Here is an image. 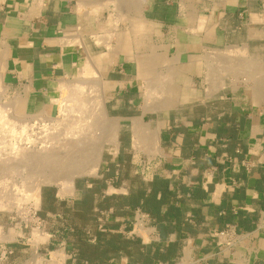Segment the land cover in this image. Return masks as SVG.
Instances as JSON below:
<instances>
[{"label":"crops","instance_id":"0c3cea01","mask_svg":"<svg viewBox=\"0 0 264 264\" xmlns=\"http://www.w3.org/2000/svg\"><path fill=\"white\" fill-rule=\"evenodd\" d=\"M119 1L130 17L120 24L129 30L124 48L139 47L146 55L155 51L162 54V63L187 65L183 81L187 79L189 103L204 110L160 128L159 159L162 168H170L158 175L169 180L162 212L173 209L168 221L175 225L180 215L188 231L176 229L162 237L156 219L157 232L143 242V248L154 251L148 264H264V88L260 95L251 87L214 92L205 62H197L208 52L240 47L254 53L252 57L264 54V0ZM116 9L114 0H0V72L24 113L46 111L53 116L61 79L75 76L87 54L96 60L102 77L114 82L113 97L133 90L143 96L137 61L125 53L105 56V44H100V36L114 28L112 19L121 11ZM134 18L141 21L135 24ZM133 33L138 36L133 38ZM77 39L81 45L73 44ZM127 65L134 66V73ZM202 65L206 69L198 74L208 89L197 92L196 70ZM117 66L119 74L111 76ZM218 97L231 107L216 106L213 98ZM230 98L236 99L232 103ZM133 111L143 114L142 105ZM133 117L141 116L130 115L131 124ZM161 197L157 193V199ZM125 217L116 226H123ZM171 245L177 246L173 253L168 252ZM111 261L145 264L125 252Z\"/></svg>","mask_w":264,"mask_h":264},{"label":"bare ground","instance_id":"6f19581e","mask_svg":"<svg viewBox=\"0 0 264 264\" xmlns=\"http://www.w3.org/2000/svg\"><path fill=\"white\" fill-rule=\"evenodd\" d=\"M114 3L117 9L121 8L119 12L116 9L117 16L112 19L114 28L104 32L105 35H99L100 44H105L107 50L105 56L125 53L134 58L139 65L138 76L145 82V110L169 108L173 98L175 101L173 96L178 88L177 76L180 71L184 72L183 67L162 63V54L155 51L146 55L140 52L139 47L124 48L123 37L129 30L120 24L130 17L127 18L122 10V1L114 0ZM132 21L139 22L141 19L134 18ZM143 22L147 21L143 18ZM132 35L133 38L138 36L137 33ZM79 40H72L73 44H80ZM89 55H86L84 64L75 76L61 79L59 96L53 100L59 108V114L55 117L46 111L24 114L17 97L5 101L9 91L0 72V212H16L25 220L28 219L41 206L44 184L56 183L60 196L70 195L75 189L76 176L96 174L104 153L119 148L121 118L108 114L105 90L110 87L102 77L96 60ZM252 56L248 55L245 47H240L208 52L199 57L197 62H205L213 91L223 87L229 80L232 85L248 83L253 92L260 95L264 88V63ZM33 120L38 122L32 124ZM131 128L135 145L153 153L159 152L158 129H153L143 117L132 118ZM4 228L0 223V242L13 234L12 230L6 232ZM33 233L35 244L48 238L47 233L38 229ZM142 233L146 235L143 229ZM57 254L53 257H59ZM36 264H43V258H39Z\"/></svg>","mask_w":264,"mask_h":264},{"label":"rangeland","instance_id":"374dc122","mask_svg":"<svg viewBox=\"0 0 264 264\" xmlns=\"http://www.w3.org/2000/svg\"><path fill=\"white\" fill-rule=\"evenodd\" d=\"M147 24L143 22V25ZM248 55L251 54L248 53ZM257 59L264 63V54L261 53ZM177 66L183 67L184 72L178 73V88L173 96L175 104L172 103L169 108L145 110V82L142 97H139L137 90H133L125 97H113L110 93L115 84L104 79L110 87L105 90L108 114L111 117L121 118L119 148L104 153L96 174L76 176L75 189L70 195L60 196L59 186L56 183L44 184L41 206L28 219L25 220L16 212L1 211L0 223L5 227L6 232L12 230L13 234L9 235L8 239L11 236L9 240L0 242V264H25V262L33 264L32 261L36 264L41 257L43 264H113L111 259L120 252H125L134 261L143 263L148 260L149 256L154 257L153 249L143 248V242H148L153 238L156 231V218L139 207L132 208L126 205L125 201L126 198L132 199L139 195L142 190L149 187V183L155 176L161 175L163 170L170 168L166 167V164L162 168L159 159L161 147H159V152L153 153L135 145L129 117L130 115L141 116L146 123L151 124V127L153 129L155 127L159 132L160 128L168 123H180L193 114H203V106L198 103H189L191 97L189 96L190 91L187 90V79L183 81L185 75L183 73L187 72V67ZM127 67L131 73H134L133 65H127ZM205 67L202 65L201 69L196 70L195 88L197 92L207 88L203 75L198 74L199 70L203 71ZM120 70V66H117L111 76L118 75ZM179 76L180 81H178ZM207 83H211L208 77ZM232 84L227 80L221 88L230 91L236 87L238 89L251 87L243 82H239L238 85ZM58 96L59 90L57 91ZM10 98L12 97L8 93L5 101ZM235 99L230 98L229 100L233 103ZM213 103L216 106L231 107L230 101L219 97L213 98ZM141 105L143 114L133 111L139 110ZM58 112L59 108L53 117L57 116ZM36 122L38 121H31L32 124ZM125 205L128 209H124ZM123 215L126 216V223L123 226H116ZM35 229L47 233L48 238L35 244L33 238ZM142 229L147 236H144ZM176 248L177 246H174L171 252H175ZM56 252L62 260L59 257H53Z\"/></svg>","mask_w":264,"mask_h":264},{"label":"trees","instance_id":"16d2710c","mask_svg":"<svg viewBox=\"0 0 264 264\" xmlns=\"http://www.w3.org/2000/svg\"><path fill=\"white\" fill-rule=\"evenodd\" d=\"M150 192L147 193L146 190H142L139 195H136L132 199L126 198L125 204L128 206H131L132 208H141L143 211L150 213L153 217L157 219L156 225L158 228L159 233L162 237H165V235L171 231L178 230V231H188V227L183 228L182 227V219L181 216L176 217V223L173 225L170 220L168 221L169 216L171 214L175 215V212L173 209H169V211L162 215V206L164 204V198L166 197L167 191L169 189V180L164 179L160 176H155L154 179L149 183ZM161 193L162 197L160 199H157V193ZM168 221L167 223L164 221ZM173 246L171 245V248L168 249L169 253H172ZM161 260H165L166 256L165 254H162ZM153 257L148 258V260L145 262V264H148L151 262Z\"/></svg>","mask_w":264,"mask_h":264}]
</instances>
